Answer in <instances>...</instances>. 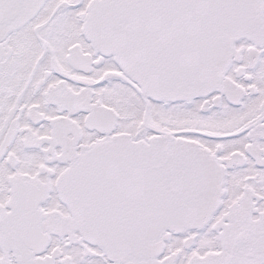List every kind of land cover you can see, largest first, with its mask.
Returning a JSON list of instances; mask_svg holds the SVG:
<instances>
[{
    "label": "snow or ice",
    "instance_id": "1",
    "mask_svg": "<svg viewBox=\"0 0 264 264\" xmlns=\"http://www.w3.org/2000/svg\"><path fill=\"white\" fill-rule=\"evenodd\" d=\"M0 264H264V0H0Z\"/></svg>",
    "mask_w": 264,
    "mask_h": 264
}]
</instances>
